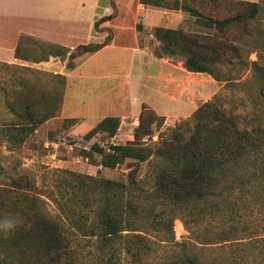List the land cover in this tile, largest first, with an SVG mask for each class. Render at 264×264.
<instances>
[{
	"label": "trees",
	"instance_id": "16d2710c",
	"mask_svg": "<svg viewBox=\"0 0 264 264\" xmlns=\"http://www.w3.org/2000/svg\"><path fill=\"white\" fill-rule=\"evenodd\" d=\"M140 1L146 5L197 15L198 23L213 30V36L190 35L182 29L157 27L155 37L160 42H166V53L181 55L185 59L187 70L208 73L220 82L229 81L232 75L221 66L234 67L242 63L235 37L227 34L234 18L212 21L198 14L197 9L189 5V0H167L168 3H165L166 0ZM201 1L250 7V13L239 14L238 20L256 16L264 2ZM98 28L99 23H96L95 29ZM102 46L94 43L79 45L71 52L68 67L74 66L78 56L95 52ZM19 51L18 48L17 54ZM156 54L160 56L157 51ZM252 65H257L258 83L262 86L261 96L264 98V69L257 61ZM35 93V118L29 125H19L13 133L17 139H27L41 124L57 116L61 108L62 90ZM26 100V97L22 99L23 107ZM158 119L155 110L144 106L140 123L135 128L134 141L126 145H111L108 151L97 143L91 148L92 152L101 155L100 164L103 167L115 168L130 159L131 168L126 183L82 176V191L76 199L80 200L81 207L73 215L70 225L93 240L95 256L92 262L85 263L81 259L65 225L48 216L39 207L40 197L34 195L32 202L36 204V210L33 216L6 235L0 232V264H121L124 251L134 259H141L150 248L148 237L136 232L137 229L132 226L144 212L155 213L158 205H164L157 215V223L165 232H173L174 219L180 217L202 244L241 243L244 253L231 259L229 264H264V114L258 123L250 127L242 126L239 116L226 110L221 97L215 96L197 109L188 136L174 131L169 136L166 134L155 146L145 145L142 135L151 132L150 128ZM119 126V117L108 116L101 119L88 134L93 136L103 131L114 137ZM92 152L86 153V156L93 159ZM143 162L153 164L155 170L152 189L147 194L138 179ZM252 204H258L261 216L257 234L253 231L257 226L240 220L241 211ZM207 217L221 219L216 231L210 225L199 232L193 229L191 220L198 222L199 226V222ZM208 236L211 238L207 239ZM173 264L216 263L205 261L200 255L188 254Z\"/></svg>",
	"mask_w": 264,
	"mask_h": 264
},
{
	"label": "rangeland",
	"instance_id": "374dc122",
	"mask_svg": "<svg viewBox=\"0 0 264 264\" xmlns=\"http://www.w3.org/2000/svg\"><path fill=\"white\" fill-rule=\"evenodd\" d=\"M110 1L114 5L113 0ZM165 3H168L167 0ZM188 3L197 9L198 14L212 21L234 18L227 34L229 37H235L234 42L240 49L242 63L234 67L221 66L232 76L229 81L220 82L208 73L186 70L185 59L173 55L172 59L177 64L176 70L183 74L179 82L182 88L177 92L178 97L182 95L179 101L182 102L183 108L180 111L168 113L155 110L159 119L150 128L151 132L142 135V142L145 145L155 146V143L165 138L166 134L169 136L174 131H181L188 136L193 128L192 118L197 109L215 96L221 97L222 105L226 110L239 116L242 126L250 127L258 123V119L264 114V100H262L264 98L261 96L262 86L258 83L257 65H252L257 61L264 69V2L258 13H255L256 16L243 17L239 20L238 15L249 14L250 7L226 2L214 5L201 0H189ZM108 4H110L109 1ZM104 6L105 2H103ZM184 13L186 14L184 23L177 29H182L190 35L199 33L207 37L213 36V30L210 31L198 23L197 15L187 11ZM115 14L114 6V10L112 9L106 19L113 18ZM97 23L100 24V21L98 20ZM101 30L106 32L108 40L112 30L98 28L96 31ZM160 43L157 50L161 54L167 51V44L165 41ZM50 53L66 59L68 65L70 54L68 49L62 46L35 43L30 39H24L19 51V55L30 60L48 57ZM101 57L104 60L108 59L105 56ZM115 82L110 79L94 82L77 78L71 80V88L68 91L72 106L90 102L97 93L104 92L99 104L101 114L110 112L106 116L119 114L117 117L120 118V126L114 137H110L103 131L93 136L88 134L101 119L88 118L78 127L76 126L78 119L64 118L59 110L57 116L41 124L28 135L27 139H17L13 133L19 125H29L35 118L36 110L33 108L37 100L35 92L40 90L54 92L57 85L56 79L27 67L0 65V219L5 216L11 217L17 221V225H22L33 216L36 210L34 208L36 204L32 202L33 196H39L41 199L38 203L39 207L48 216L65 225L66 232L73 238V247L85 263L92 262L95 256L93 240L89 238V235H84L70 225L73 215L81 207L80 200L76 199L82 191V176L91 175L126 183L131 170L130 159L115 168L103 167L100 164L101 155L98 152H92L91 148L97 143L108 151L111 145L131 143L135 140V128L140 123L143 107L154 110L145 103L141 111L136 114L132 110L133 104L128 98L129 93L126 87L108 90L114 86ZM93 83L98 87L88 86ZM145 94L151 104L156 101L168 106L174 100L172 95L162 97L160 92L153 90H146ZM25 97L27 100L23 107L22 99ZM86 108L88 110V106ZM90 152L93 159L86 156V153ZM154 171L151 163L143 162L140 165L138 179L141 180L140 184L146 194L152 189ZM162 207L164 205H158L155 213L144 212L132 226L137 229L136 232H141L148 237L150 245L148 253L141 259H134L124 251L121 254V264H173L188 254L200 255L203 260L212 263L214 261L216 264H229L231 259L244 253V247L238 241L217 244L200 243L180 217L174 219L173 232L169 230L165 232L157 223V215ZM241 214L240 220L257 226V229L253 230L257 234L258 219L261 217L258 204H252L243 209ZM188 218L192 219L190 216ZM191 221L193 229H198V232L203 231L208 225L216 231L221 224L220 218L207 217L199 222V226H197L198 222ZM210 238L208 236L207 239Z\"/></svg>",
	"mask_w": 264,
	"mask_h": 264
},
{
	"label": "crops",
	"instance_id": "0c3cea01",
	"mask_svg": "<svg viewBox=\"0 0 264 264\" xmlns=\"http://www.w3.org/2000/svg\"><path fill=\"white\" fill-rule=\"evenodd\" d=\"M108 1L0 0V65L23 66L53 76L57 84L55 90L63 92L60 112L64 118L78 119V127L88 118L103 119L110 112L101 114L99 109L104 92L97 93L90 102L70 105L68 91L71 80L77 78L94 82L103 79L116 81L108 90L126 87L136 114L145 103L161 113L182 110V102L179 101L182 95L178 97L177 92L182 88L179 82L183 74L176 70L173 55L166 52L160 56L156 54L161 43L154 31L157 27L180 28L186 18L184 11L146 5L140 0H113L114 5ZM114 6L115 16L106 19L110 15L106 9L114 10ZM98 20L100 29L112 30L108 40L105 31H96ZM24 39L62 46L68 49V54L82 44L96 42L103 46L95 52L78 56L74 60L75 65L69 68L66 59L52 54L33 60L17 54ZM101 56L108 59L104 60ZM88 86L98 87L94 83ZM146 90L160 92L162 97L172 95L173 103L167 106L155 101L151 104Z\"/></svg>",
	"mask_w": 264,
	"mask_h": 264
},
{
	"label": "clouds",
	"instance_id": "9594fccd",
	"mask_svg": "<svg viewBox=\"0 0 264 264\" xmlns=\"http://www.w3.org/2000/svg\"><path fill=\"white\" fill-rule=\"evenodd\" d=\"M17 226V221L14 218L5 216L0 219V232L5 235L8 234L11 230H13Z\"/></svg>",
	"mask_w": 264,
	"mask_h": 264
},
{
	"label": "built area",
	"instance_id": "2783aa9c",
	"mask_svg": "<svg viewBox=\"0 0 264 264\" xmlns=\"http://www.w3.org/2000/svg\"><path fill=\"white\" fill-rule=\"evenodd\" d=\"M106 12H107V13H111V12H112V11H111V8H107V9H106Z\"/></svg>",
	"mask_w": 264,
	"mask_h": 264
}]
</instances>
